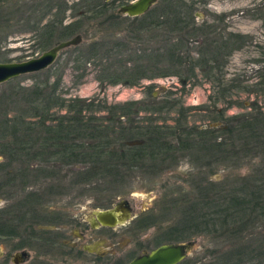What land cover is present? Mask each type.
<instances>
[{"label": "trees", "instance_id": "1", "mask_svg": "<svg viewBox=\"0 0 264 264\" xmlns=\"http://www.w3.org/2000/svg\"><path fill=\"white\" fill-rule=\"evenodd\" d=\"M9 1L0 0V43L7 38L5 32L11 27L14 16L20 14L19 9L7 8ZM88 2L82 0L69 5L67 0L42 1L45 13L53 9L56 11L41 28V49H47L54 41L78 34L82 27L77 19L86 14L82 9H88ZM155 5L156 9H152ZM155 5L135 18L136 30L160 29L168 35H175L174 38L166 35L167 39L162 41L164 45L160 49L161 56L167 58L170 70L183 72V75L180 72L172 74L178 75L182 84H187L191 78H196L199 71L208 81L218 85L213 106L225 99L228 100L226 108L237 104L231 100V86H223V68L227 57L241 49L248 37L216 33L217 28L209 24L196 25L194 3L163 0ZM106 7L103 4L95 11L92 9L94 18L101 17ZM262 8L264 14V5ZM69 9L75 10L76 21L63 24L65 12ZM45 13L39 22L46 17ZM196 34L206 35L199 57H183L185 49H188L183 37L189 39ZM100 50L94 48L93 58L99 57L97 51ZM144 55L132 60V68L120 61L116 62L117 65L114 63L102 68L96 80L100 85H139L141 80L150 78L147 74L151 60H145ZM6 58V55L0 54V61L8 63ZM166 74L169 73L163 75ZM258 76L251 85L243 87L240 80L234 78L230 81L241 92L254 95L250 110L225 119L227 109L215 108L211 124L220 126L206 129L188 128L182 109L178 114L180 119H173L174 125H167L165 119L163 124L156 119H133L131 114L139 111L136 109L133 112L134 103L106 107L93 105L95 100L91 99H65L57 92L59 81L49 84L48 77L44 84H36L29 90L11 88L0 96V157L3 158L0 163V197L7 189H14L18 183L29 179L32 166L38 163H46L53 168L78 167L73 171L76 183L105 180L115 190V186L122 185L125 175L133 170H140L149 176L169 171L181 153L190 157L196 155L198 160L210 158L215 165L225 169H229L230 164L240 167L259 158V165L251 175H239L233 181L224 176V180L212 183L200 179L201 171L197 176L187 173V177L195 178L189 182L191 192L180 189L175 192L178 198L175 199L173 194L171 200L167 195L157 196L154 207L167 210L179 204L183 217L178 220L180 225L175 232L179 235L188 232L208 236L215 244L210 251L216 256L215 264H264V73ZM167 99L159 107L143 111L160 114L174 110L178 103L168 102ZM101 113L105 114L96 116ZM16 165L22 168L21 172L15 169ZM37 198L29 196L28 201L23 198L9 205L11 207L0 209V238H16L21 232L19 226L25 231L26 224L31 233L36 231V226H44L38 225L36 219L35 211L42 208L35 203ZM256 222L263 227L258 238L248 235L249 225ZM29 240L33 239L26 238V243Z\"/></svg>", "mask_w": 264, "mask_h": 264}, {"label": "rangeland", "instance_id": "2", "mask_svg": "<svg viewBox=\"0 0 264 264\" xmlns=\"http://www.w3.org/2000/svg\"><path fill=\"white\" fill-rule=\"evenodd\" d=\"M42 1L44 2V0L9 1L7 8L19 9L20 14L14 16L10 22L11 27L5 32L7 38L0 43V54L6 55L8 63L36 58L57 43L76 36L54 41L47 49H41V28L56 11L53 9L51 12L45 13ZM67 1L69 5H73L82 0ZM131 1L133 0H89L87 12L82 9L86 14L77 19L82 27L77 34L81 36V43L78 46L62 50L48 69L16 77L14 80L1 84L0 96L11 88L29 90L36 84H44L48 77L49 84L59 81L57 92L65 99H91L95 100L93 105H105L106 107H121V104L134 103L133 112L136 109L139 111L137 114H131L133 119L138 121L142 118L156 119L159 124L166 122L167 125H174L172 120L178 119L179 111L182 109L186 117L185 121L188 122V128L206 129L210 127L211 116L215 112V108L225 109L228 100L219 101L213 106L212 101L218 85L208 81L199 71L196 72V78H191L187 84H182L181 78L172 74L180 72L183 75V72L170 70L167 58L161 56L160 49L164 45L162 41L168 34L160 29L138 32L135 18L125 17L117 12L121 6ZM161 1L163 0H158L157 3L159 4ZM184 2L194 3L195 16L193 17L196 25L209 24L217 28L216 33L220 32L225 35L232 33L248 37L242 48L235 50L225 60L223 86L224 88L231 86V100L237 104L226 108L224 118L249 111L254 95L248 96L241 92L236 85L232 86L230 81L234 78L240 80L243 82L241 85L243 87L251 85L253 80L258 79V75L264 73V56H261V53L264 52V27L262 26L264 14L261 10L264 0H184ZM103 4H106L107 7L104 8L102 16L94 18L92 9L95 11L97 6ZM156 7L157 5L152 9H156ZM44 13L46 17L42 22H39ZM65 13L63 24L76 21L74 9H69ZM205 36L196 34V36H189V39L183 37L185 45L189 49H185L183 57L197 59L200 50L205 46L203 43ZM168 37L174 38L175 35H168ZM95 47L101 49L97 51L99 54L97 58H93ZM142 54H145L143 56L145 60H151L148 64L151 68L147 74L150 78L141 80L139 85L125 86L121 83L116 86L106 83L100 85L96 80L101 75L102 68L116 64L117 61L132 68L134 65L132 60ZM0 63L4 62L0 61ZM165 73L169 74L163 75ZM166 99L168 102L170 100L177 102L178 106L174 110H166L160 114L143 111L159 107L160 103ZM84 114L88 116L87 112ZM104 114H96V116ZM121 120L124 119L121 118ZM196 157V155L190 157L184 153L178 154L176 164L173 163L172 165H175L169 171L166 170L167 172L157 176H149L140 170H133L125 175L122 185L115 186V190L112 188L114 186L105 180H94L89 184L76 183L73 171L78 167L53 168L45 165L46 163L34 164L29 179H25L21 184L18 183L14 189H7L4 196L0 197V209L11 207L9 205L16 204L23 198L28 201L29 196L32 198L38 196L35 203L42 207L35 211L36 219L39 221L38 225H53L55 228L45 229L56 230L57 228L59 232H62L65 241H73L71 237L73 232H80L76 231L79 226L77 220L90 218L91 212L109 209L121 200L130 201L136 210L141 211V209L151 207L157 196L165 197L167 195L171 200L173 194L175 199L178 198V194L175 192L180 189L191 192L192 187L189 182L192 178L187 177V173L191 172L197 176L201 171L200 179H206L212 183L224 180V176L230 177L233 181L239 175H251L253 169H256L260 162V159L257 158L252 162L240 165V167H233L230 164L229 169H225L215 165L210 158L198 160ZM2 161L3 158L0 157V163ZM199 166H201V170ZM15 169L19 172L22 170L18 166ZM178 205L168 207L167 210L157 207V211H153V213L173 215L174 220L172 218L167 221L175 222L178 230L177 225L180 224L178 220L183 217ZM42 219L49 221L41 222ZM49 222L50 224H48ZM261 225L259 222L250 224L248 235L252 234L253 237L258 238L263 232ZM47 226H40L36 229H44L42 227ZM158 228L160 229L153 228L148 232H142L137 237L130 233H124L117 241L103 243L102 250L110 251L109 249L112 248L116 253L121 251L124 264L143 250L153 247L150 244L134 246V241L145 240V237L150 233L153 234L154 231L158 232L157 234L161 237L164 230L162 227ZM18 229L21 232L16 238L8 239L4 236L0 238V248L3 253L0 257V264H12V256L24 250L28 252L30 258L23 264H38L39 262L91 264L88 263L92 261V258L89 257L62 255L61 251H66L67 247L59 246L58 249H53L50 252L45 248H38L32 241L26 243V237L22 233L23 228L19 226ZM175 230L171 229L169 232L172 242L186 243L190 241L194 244L185 261L197 260V264H215L216 256L210 252L214 249L215 244L208 236H196L188 232L179 235L178 232L173 233Z\"/></svg>", "mask_w": 264, "mask_h": 264}, {"label": "flooded vegetation", "instance_id": "3", "mask_svg": "<svg viewBox=\"0 0 264 264\" xmlns=\"http://www.w3.org/2000/svg\"><path fill=\"white\" fill-rule=\"evenodd\" d=\"M132 196L136 197L137 195H132ZM107 210H114V211L116 210V212L114 213L116 217L114 226L106 227V225H102L101 221L96 219L97 217L96 215H94V213L100 211H107ZM153 211H157V207H154V204L151 207H147L141 209V211H138L135 209V206H133L130 201L121 200L109 209L91 212L90 214L91 217L86 220L83 219L77 220V224L79 226L76 229V231L79 230L80 232L79 233L73 232V234L71 235L73 241H67V240L65 241L63 239L62 232H59L57 228L56 230L36 229L35 232L33 231L31 233L30 230L28 229L27 224L24 225L25 231H23V235L26 238L33 239L27 241V243L32 241L38 248H45V250L47 249L50 252L53 249H58L59 246L67 247L66 251H61L62 255L68 257H82V256H85L87 258L89 257L92 258V261L88 262L91 264H123L121 251L120 253L119 251L116 253L115 251H113L112 248L109 249L110 251L102 250V244L105 242L112 243L113 241H117L118 238H121L124 233L127 234L130 233L132 236L137 237V235L142 232L143 233L148 232L153 228L154 229L157 228L159 230L160 228L158 227H162L164 231L161 237H159L160 235L157 234L158 232L155 233L154 231L153 234L150 233L149 236L147 235L145 237V240L134 241V246H138V245L142 246V244H150L153 246L152 247L153 249L149 248V250H143L139 255L130 258L129 261L124 263V264H128L136 257L148 254L162 245L184 244L182 242H172L170 239L169 232L171 229L174 230L176 229L175 226L176 223L167 220L172 219L173 215L171 214L168 215L163 213H153ZM61 218L63 217L61 216ZM179 225L180 224H178L177 226ZM37 227L39 226H36V228ZM47 227L55 228V226L53 225ZM41 231H44L46 233H42ZM175 231H173V233H176ZM22 252H24V254L25 253L28 254V252L25 250L21 251V253ZM189 252L190 251L186 252L185 258L182 261L178 262L177 264H197V260L190 262L185 261ZM29 258L30 256L28 255L27 258L24 259V262L28 261ZM38 264H53V263L39 262Z\"/></svg>", "mask_w": 264, "mask_h": 264}, {"label": "water", "instance_id": "4", "mask_svg": "<svg viewBox=\"0 0 264 264\" xmlns=\"http://www.w3.org/2000/svg\"><path fill=\"white\" fill-rule=\"evenodd\" d=\"M157 1L158 0H133L121 6L117 12L129 18L140 17L147 13ZM81 41V36L76 34L75 37L57 43L36 58L23 62L0 63V85L14 80L16 77L18 78L23 75L38 73L48 69L56 60L57 54L64 49L78 46ZM213 126L217 127L220 126V124L215 123L210 125V127ZM115 212L116 210H107L94 213V215H96V219L101 221L102 225L111 227L115 224ZM42 228L45 230V228L48 227ZM193 246V242L162 245L148 254L136 257L128 264H177L185 258L186 252L190 251ZM2 255V249L0 248V257ZM27 256L28 254H24V252L16 253L12 256L11 261L13 264H22Z\"/></svg>", "mask_w": 264, "mask_h": 264}]
</instances>
